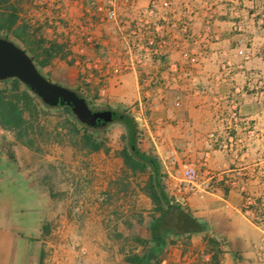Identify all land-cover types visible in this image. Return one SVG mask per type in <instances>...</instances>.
<instances>
[{
    "label": "rangeland",
    "instance_id": "rangeland-1",
    "mask_svg": "<svg viewBox=\"0 0 264 264\" xmlns=\"http://www.w3.org/2000/svg\"><path fill=\"white\" fill-rule=\"evenodd\" d=\"M245 1V6H241V9H245V23H249L248 19L252 15L257 28L255 30L260 31L256 41V50H260L256 57L259 64H255L256 68L239 70L245 72L243 76L248 79L250 86H245L243 90L242 86L233 84L227 88V94L232 97L246 93L247 87L250 92L253 88L255 93L262 96L261 108L264 110V0H256L257 3L253 0ZM62 3V0H12L19 17L18 25L27 27L24 39L40 59L44 57V49L52 42L64 48L55 55L49 66L42 68L43 74L56 84L79 91L95 111H106L110 107L115 111L130 113L139 125L140 149L159 159L171 197L184 199L186 203L187 198L196 197L193 193L198 192V185L210 193L220 189L229 190L228 187L231 188L234 182L224 184L220 177L221 171L205 166L210 153L220 150L217 147L220 134H204L198 140L201 142L198 145L190 138L193 136L189 134L192 122L181 118V123H178V115L183 112L187 96L191 92L200 95L209 92L204 84L195 85L187 81L186 85L180 87L174 80L179 73L184 78H190L194 69H202L211 59V54L204 47L205 41L195 39L191 47L188 38H162L160 45L163 47H160V51L145 55L148 60L147 69L136 71L140 81V95L134 100L137 87L132 85L133 82L126 80L128 84L124 85V82L117 79L132 72L131 65L125 63L130 55L121 53L116 59L112 52L107 51L106 44H98V39L91 30L92 25L112 21L107 16V6L98 10L104 1L89 0V14L78 24L65 27L70 31L77 25L82 26L83 29L77 27L88 33L87 37L92 40L87 42V37L85 38V42L92 45L94 50L89 54L79 53L78 50L74 52L70 42H57L58 39L53 38L62 37L60 34H52L56 31V24H67L61 18L64 9ZM236 12L235 10L234 13ZM240 13L234 15L235 19L240 20ZM181 28L187 32L188 25L183 24ZM5 36L0 32V37ZM8 37L23 50L27 48L22 41L13 36ZM41 40L47 43L41 45ZM121 41L124 42V39ZM243 51L238 53V60L245 56V61H248L249 54L246 50ZM227 58L231 63L226 62L224 66L226 74H230L233 73L231 67L236 58L231 54ZM116 60L120 66L118 68L115 67ZM156 61L160 62L159 74L150 69V65L154 66ZM0 88H6L8 94L27 93L34 102H38L34 93L24 84L19 86V91L13 84L7 87L0 85ZM158 90L160 103L158 100L154 101ZM25 117L29 126L27 135L21 140L15 132L0 126V172L3 168L13 167L16 164V151L25 147L32 152L24 154L32 163L26 170H34L38 179L46 181L53 198L54 212L57 211L56 217L43 225L39 238L30 246L32 260L28 264H128L126 256L131 252L141 251L135 238L147 237L153 205L142 191L148 174H133L120 157L125 146L123 136L126 130L118 142L110 140L107 133L112 125L120 123L98 130L96 136L103 141L104 150L91 153L82 149L79 144H74L78 143L80 136L70 133L72 118L67 109H41L39 115L33 117L26 110ZM179 126L181 131L188 132L182 134V138H178ZM260 128V149L254 150L256 155H263L264 118L261 119ZM29 142L32 144L29 145ZM195 145L200 148L195 149ZM188 168L195 169L198 174L194 186L184 182L183 175ZM263 171L264 164L261 166V172ZM257 187L259 185L251 184L245 188V203L250 199L258 204L252 214L258 218L257 222L264 223V190L260 191ZM179 188L183 192H178ZM44 226H48V234L44 233ZM185 253L196 254L188 250Z\"/></svg>",
    "mask_w": 264,
    "mask_h": 264
},
{
    "label": "crops",
    "instance_id": "crops-1",
    "mask_svg": "<svg viewBox=\"0 0 264 264\" xmlns=\"http://www.w3.org/2000/svg\"><path fill=\"white\" fill-rule=\"evenodd\" d=\"M62 1L64 9L61 18L67 24L59 26L57 23L56 31L52 34H60L62 37L53 38L58 39L57 42H70L74 52H94L92 45L85 42L88 33L79 29L81 25L70 31L65 28L67 25L78 24L89 14V0ZM103 1V6L98 10L107 6L115 11V17L107 24H91V30L98 44H106L107 51L112 52L116 59L121 53L130 55L125 63L131 65L132 72L117 79L124 82V85L128 84L126 80L133 82L132 85L137 87L134 100L140 95V81L136 71L147 69L148 60L145 55L158 53L160 47H163L160 40L165 36L177 37L179 40L188 38L191 47L193 40L203 39L204 47L211 54V59L202 69H191L193 74L190 78H184L180 73L174 78L180 87L190 81L195 85H206L209 91L205 95L191 92L187 96L183 112L178 115V123H181V118L192 122L189 134L193 136L190 138L198 145L201 144L198 140L204 134H220V143L217 145L220 150L210 153L205 166L221 171L220 177L224 184H234L228 187L229 190L220 189L215 193L206 192L198 185V192L193 193L196 197L187 198L186 203L184 199L177 200L209 223V235L221 243V253L215 260L205 235L200 234L193 236L188 245L179 243L171 247L161 264H264V223L257 222L258 218L254 214L244 210L245 188L257 184V189L264 190V171L261 172L264 147L263 155L254 154V150L260 149L261 119L264 118L262 96L255 93L253 88L250 92L248 87L246 93L232 97L227 94V88L233 84L242 86L243 90L245 86H250L248 79L243 76L245 72L239 70L256 68L255 64H259L256 57L260 50H256V41L260 31L255 30L257 28L252 15L248 19L249 23H245V9H241V6H245L246 1ZM239 13L242 16L240 20L235 19L234 15ZM183 24L188 25L187 32L181 28ZM242 50L249 54L248 61H245V56L238 60V53ZM229 54L238 61L233 62V73L226 74L224 65L226 62L231 63L227 58ZM115 64L116 68L120 67L117 60ZM150 69L159 74L160 62L150 65ZM114 79L117 80L116 77ZM116 83L119 85V82ZM154 101L160 103V90L156 92ZM181 130L179 126L178 138L184 137L182 134L187 132ZM24 154L32 152L22 147L16 151V164L0 172V264L31 262L30 246L39 238L43 225L57 215L49 186L44 179H38L34 170H26L32 163ZM178 192L183 191L179 188ZM186 250L196 254L185 253Z\"/></svg>",
    "mask_w": 264,
    "mask_h": 264
},
{
    "label": "trees",
    "instance_id": "trees-1",
    "mask_svg": "<svg viewBox=\"0 0 264 264\" xmlns=\"http://www.w3.org/2000/svg\"><path fill=\"white\" fill-rule=\"evenodd\" d=\"M18 19L19 17L12 0H0V32L6 35L5 39L10 40L8 36H13L26 44L27 48L24 51L30 55L43 74L42 68L49 66L55 55L60 51L62 52L64 48L52 42L47 49H44V57L40 59V56L35 54V50L24 39V32L27 27L18 25ZM45 43L47 42L41 40V45ZM9 84H13L18 91L19 86L23 85L18 79L0 81V85L7 87ZM27 88L30 90L29 87ZM8 92L6 88H0V126L5 130L15 132L18 139L21 140L27 135L29 125L25 117L26 110L33 117L35 115L38 116L41 109H67L72 118L70 133L80 136L78 143L74 142V144H79L82 149L91 153L104 150L103 141L96 136L100 129L81 123L70 107H49L35 93L34 95L38 99L37 103L27 93L8 94ZM82 97L84 96L82 95ZM106 109L113 111L119 116L117 123L122 124L126 130V134L123 136L125 146L120 152V157L123 159L125 167L133 174H148V180L142 191L153 205L147 226V237L135 238V242L141 251L129 253L125 261L128 264H161L171 247L179 243L188 245L193 236L200 234L205 235V241L212 248L215 260H217L221 253V243L210 237V226L205 219L199 218L189 207L184 206L177 199L171 197L165 183L166 175L162 173L159 159L140 149L139 140L141 133L136 119L130 113L115 111L110 107ZM30 144L32 142H29ZM43 230L44 233H49L48 226H44Z\"/></svg>",
    "mask_w": 264,
    "mask_h": 264
},
{
    "label": "water",
    "instance_id": "water-1",
    "mask_svg": "<svg viewBox=\"0 0 264 264\" xmlns=\"http://www.w3.org/2000/svg\"><path fill=\"white\" fill-rule=\"evenodd\" d=\"M8 79L21 81L49 107H70L76 118L87 126L95 127L101 123L98 129H104L119 120L113 111H95L81 93L50 81L26 51L0 37V81Z\"/></svg>",
    "mask_w": 264,
    "mask_h": 264
},
{
    "label": "built area",
    "instance_id": "built-area-1",
    "mask_svg": "<svg viewBox=\"0 0 264 264\" xmlns=\"http://www.w3.org/2000/svg\"><path fill=\"white\" fill-rule=\"evenodd\" d=\"M167 6V4H166ZM107 16L111 19H113L115 17V11L113 9H108V14ZM87 42H91V37H87L86 38ZM103 92L105 93V90H103ZM184 182L185 183H188V184H191V185H195L196 181H197V178H198V174L197 172L195 171V169L193 168H188L185 170L184 172ZM258 206L257 203H253L249 200H247V202L245 203V206H244V210L246 213L248 214H252L253 212H255V209L256 207ZM83 254H85V250L82 251Z\"/></svg>",
    "mask_w": 264,
    "mask_h": 264
},
{
    "label": "clouds",
    "instance_id": "clouds-1",
    "mask_svg": "<svg viewBox=\"0 0 264 264\" xmlns=\"http://www.w3.org/2000/svg\"><path fill=\"white\" fill-rule=\"evenodd\" d=\"M125 134V129L120 124H114L109 128L107 133L108 138L113 142H118L120 138Z\"/></svg>",
    "mask_w": 264,
    "mask_h": 264
},
{
    "label": "flooded vegetation",
    "instance_id": "flooded-vegetation-1",
    "mask_svg": "<svg viewBox=\"0 0 264 264\" xmlns=\"http://www.w3.org/2000/svg\"><path fill=\"white\" fill-rule=\"evenodd\" d=\"M100 124H101V123H98L94 128H97V129H98V127H99Z\"/></svg>",
    "mask_w": 264,
    "mask_h": 264
}]
</instances>
